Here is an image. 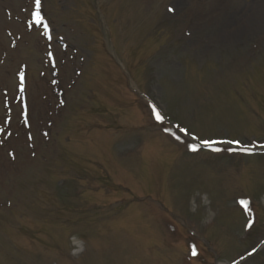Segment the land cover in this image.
<instances>
[{
  "label": "rangeland",
  "instance_id": "1",
  "mask_svg": "<svg viewBox=\"0 0 264 264\" xmlns=\"http://www.w3.org/2000/svg\"><path fill=\"white\" fill-rule=\"evenodd\" d=\"M32 5L0 0V264H264V155L149 121L264 144V0H42L49 47Z\"/></svg>",
  "mask_w": 264,
  "mask_h": 264
},
{
  "label": "snow or ice",
  "instance_id": "2",
  "mask_svg": "<svg viewBox=\"0 0 264 264\" xmlns=\"http://www.w3.org/2000/svg\"><path fill=\"white\" fill-rule=\"evenodd\" d=\"M34 9L35 11L31 14V18H32V24L34 25H40L42 26V28L47 31L48 30V25L46 23H44V16L42 14V0H34ZM169 12H173L174 9L169 7L168 8ZM32 25H29V27H31ZM50 39V37H49ZM48 57L50 59V62L54 61V56L53 53L51 51L48 52ZM53 67H54V63H53ZM18 78H19V90L20 92L24 91V84H25V74L23 72V70L18 72ZM54 84L58 83V81L53 80L52 81ZM61 104H63V100L60 101ZM5 108L7 111H10V109H8L7 107V101H5ZM151 108V113L155 119L156 122L158 123H163L165 120L164 115L162 114V112L156 107V105H150ZM21 117L23 119V123L25 125V127H31L30 125V117H29V113H28V105L26 103V101H22V109H21ZM11 117L10 116H6V119L4 120V125H7L8 123H10ZM176 127L179 129L180 132L184 133L185 135H188V130L186 128H181L179 125H176ZM165 131H167V129H165ZM0 132H6V128L3 126H0ZM12 135L11 132H6V136L10 137ZM44 136H48L49 134L47 132L43 133ZM32 134L29 133L28 134V140H32ZM176 139L179 140L180 137L176 136ZM194 139H198V138H194ZM3 141H0V144H2ZM202 143L208 145V144H213V143H228V144H232L235 143L237 145H240V141L236 140V141H202ZM192 151H196L197 149L194 146H190ZM242 150L247 152L250 149L247 146H242ZM9 155L14 159L15 158V154L13 152H10ZM33 155H35V153H33ZM241 203L246 207L248 204V201H241ZM247 228H251L252 227V221H249L248 224L246 225ZM253 251H255V249H253ZM191 255L193 257L198 256V252H197V247L193 246L191 249ZM243 259V257H242ZM233 264H237L236 261L233 262Z\"/></svg>",
  "mask_w": 264,
  "mask_h": 264
},
{
  "label": "bare ground",
  "instance_id": "3",
  "mask_svg": "<svg viewBox=\"0 0 264 264\" xmlns=\"http://www.w3.org/2000/svg\"><path fill=\"white\" fill-rule=\"evenodd\" d=\"M249 8L252 9L251 7H249ZM245 9H247V8H245ZM223 12H224V10H221V13H223ZM244 12H245V10H242L239 13H235V11H234V13H232V15H233L232 17H229V15H231V13L230 14L229 13L225 14V17H228V19H229L228 20L229 23H228L227 27L226 26H222V28H220L221 29V35L234 34V32L237 30V24H238L237 21L239 20L238 18L241 17V16L247 17L249 15L248 14L249 11H246L247 13H244ZM213 17H214V15H213ZM213 17H211L210 19H212ZM45 45H47L46 42L40 41V46L41 47H43ZM70 66H71V63L68 64L66 69L69 68ZM50 90L52 91V89H50ZM30 114H31V111L29 110V117H30ZM42 117H44V114L42 115ZM53 118H55V116H53ZM0 119H1V117H0ZM30 125H31V123H30ZM31 129H32V126H31ZM39 139L41 140V138H39ZM21 141H23V140H21ZM16 142L17 141H15V140H11L8 143V145L14 144ZM42 142H44V140H42ZM7 167H11V164L9 162H7Z\"/></svg>",
  "mask_w": 264,
  "mask_h": 264
}]
</instances>
